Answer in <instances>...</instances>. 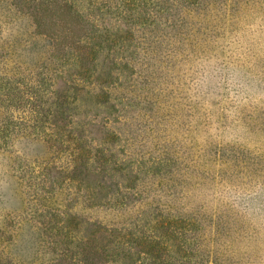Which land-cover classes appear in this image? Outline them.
Instances as JSON below:
<instances>
[{"label":"rangeland","instance_id":"rangeland-1","mask_svg":"<svg viewBox=\"0 0 264 264\" xmlns=\"http://www.w3.org/2000/svg\"><path fill=\"white\" fill-rule=\"evenodd\" d=\"M0 264H264V0H0Z\"/></svg>","mask_w":264,"mask_h":264}]
</instances>
